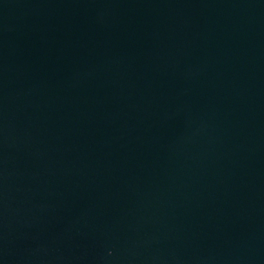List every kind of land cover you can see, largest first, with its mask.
<instances>
[{"label":"water","instance_id":"water-1","mask_svg":"<svg viewBox=\"0 0 264 264\" xmlns=\"http://www.w3.org/2000/svg\"><path fill=\"white\" fill-rule=\"evenodd\" d=\"M0 264H264V0H0Z\"/></svg>","mask_w":264,"mask_h":264}]
</instances>
